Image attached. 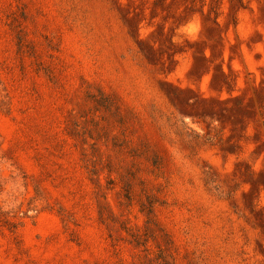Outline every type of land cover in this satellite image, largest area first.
Returning <instances> with one entry per match:
<instances>
[{"label":"rangeland","instance_id":"obj_1","mask_svg":"<svg viewBox=\"0 0 264 264\" xmlns=\"http://www.w3.org/2000/svg\"><path fill=\"white\" fill-rule=\"evenodd\" d=\"M0 264H264V0H0Z\"/></svg>","mask_w":264,"mask_h":264}]
</instances>
